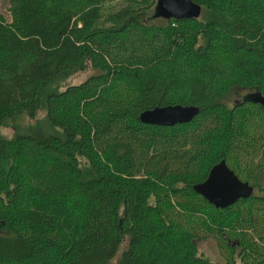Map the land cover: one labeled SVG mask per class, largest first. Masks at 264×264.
Returning a JSON list of instances; mask_svg holds the SVG:
<instances>
[{
  "label": "trees",
  "instance_id": "obj_1",
  "mask_svg": "<svg viewBox=\"0 0 264 264\" xmlns=\"http://www.w3.org/2000/svg\"><path fill=\"white\" fill-rule=\"evenodd\" d=\"M194 1L0 7V264H264V0ZM168 105L196 114L142 121ZM223 159L254 192L218 208L196 186Z\"/></svg>",
  "mask_w": 264,
  "mask_h": 264
},
{
  "label": "water",
  "instance_id": "obj_2",
  "mask_svg": "<svg viewBox=\"0 0 264 264\" xmlns=\"http://www.w3.org/2000/svg\"><path fill=\"white\" fill-rule=\"evenodd\" d=\"M200 11V4L194 0H158L156 15L180 18L197 16ZM254 94L253 92L250 96ZM195 113V107L168 105L144 112L141 119L148 124L175 125L191 120ZM196 189L218 208L228 207L254 192V187L249 182L241 180L227 165L225 159L211 168L207 178L198 184Z\"/></svg>",
  "mask_w": 264,
  "mask_h": 264
},
{
  "label": "rangeland",
  "instance_id": "obj_3",
  "mask_svg": "<svg viewBox=\"0 0 264 264\" xmlns=\"http://www.w3.org/2000/svg\"><path fill=\"white\" fill-rule=\"evenodd\" d=\"M0 7H1L2 12L5 14V16L8 19H10L11 16L9 12V0H0ZM92 72L93 71L91 70V68H89L87 71H84V72H77L73 74L72 76H70L69 79L65 81L63 84L67 85V84H72V83H79L85 80ZM242 93L243 92L241 91H239L238 93H234L232 95V100L242 99L244 97ZM43 117H44V112H40L38 114V117L35 119L29 118L27 116L25 117L24 122H22L21 124L22 125H26V124L35 125L39 120L43 119ZM13 132H14L13 128L7 127V126H3L0 129V133L6 136H12ZM199 247H200V251L206 256L210 257L212 260H215V261L222 260V256H221L217 241L214 238L209 237V238L204 239V241H201L199 243Z\"/></svg>",
  "mask_w": 264,
  "mask_h": 264
},
{
  "label": "flooded vegetation",
  "instance_id": "obj_4",
  "mask_svg": "<svg viewBox=\"0 0 264 264\" xmlns=\"http://www.w3.org/2000/svg\"><path fill=\"white\" fill-rule=\"evenodd\" d=\"M252 91H243V95H245V98L249 97Z\"/></svg>",
  "mask_w": 264,
  "mask_h": 264
},
{
  "label": "bare ground",
  "instance_id": "obj_5",
  "mask_svg": "<svg viewBox=\"0 0 264 264\" xmlns=\"http://www.w3.org/2000/svg\"><path fill=\"white\" fill-rule=\"evenodd\" d=\"M196 114V113H195Z\"/></svg>",
  "mask_w": 264,
  "mask_h": 264
}]
</instances>
